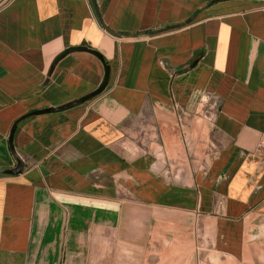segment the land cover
<instances>
[{
  "label": "crops",
  "instance_id": "0c3cea01",
  "mask_svg": "<svg viewBox=\"0 0 264 264\" xmlns=\"http://www.w3.org/2000/svg\"><path fill=\"white\" fill-rule=\"evenodd\" d=\"M180 260L264 264V0H0V264Z\"/></svg>",
  "mask_w": 264,
  "mask_h": 264
},
{
  "label": "rangeland",
  "instance_id": "374dc122",
  "mask_svg": "<svg viewBox=\"0 0 264 264\" xmlns=\"http://www.w3.org/2000/svg\"><path fill=\"white\" fill-rule=\"evenodd\" d=\"M142 126H145V125L142 124V123L138 124V126L136 127V130L133 131L136 134V137L132 138V139L130 138V140L131 141H136V142H141V143L143 142V145L140 146V147L134 146V148L136 149L137 153H139V154L152 153V152H154L153 149H152V146H151V144H154V130H152L149 133H147V132H145V128H142ZM150 133H151L150 139L146 138V140H145V134H147L149 136ZM147 143H148V145H145ZM171 248H172V250H178V251L186 250V246L181 245V244H179L178 247L174 244L173 247H171ZM196 261L198 263V262H202L203 260L199 259V260H196ZM180 262H181V260H180ZM179 264H182V262L179 263Z\"/></svg>",
  "mask_w": 264,
  "mask_h": 264
},
{
  "label": "water",
  "instance_id": "95a60500",
  "mask_svg": "<svg viewBox=\"0 0 264 264\" xmlns=\"http://www.w3.org/2000/svg\"><path fill=\"white\" fill-rule=\"evenodd\" d=\"M21 172H22V165L20 162H17L16 167L12 170L7 171L6 174L15 176L20 174Z\"/></svg>",
  "mask_w": 264,
  "mask_h": 264
},
{
  "label": "trees",
  "instance_id": "16d2710c",
  "mask_svg": "<svg viewBox=\"0 0 264 264\" xmlns=\"http://www.w3.org/2000/svg\"><path fill=\"white\" fill-rule=\"evenodd\" d=\"M194 63H195V60L192 61V62H190L189 64H187L185 67L179 69V70L177 71V73H183V72L188 71V70L194 65ZM94 95H95V94H93V95H91V96H89V97L83 99L82 101H85V100H87V99H90V98L93 97Z\"/></svg>",
  "mask_w": 264,
  "mask_h": 264
}]
</instances>
